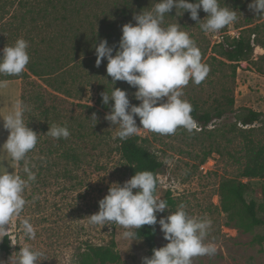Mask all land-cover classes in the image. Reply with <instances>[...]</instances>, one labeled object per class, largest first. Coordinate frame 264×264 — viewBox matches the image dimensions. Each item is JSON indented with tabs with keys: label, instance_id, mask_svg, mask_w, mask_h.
<instances>
[{
	"label": "rangeland",
	"instance_id": "obj_1",
	"mask_svg": "<svg viewBox=\"0 0 264 264\" xmlns=\"http://www.w3.org/2000/svg\"><path fill=\"white\" fill-rule=\"evenodd\" d=\"M23 1L34 4L46 2V0ZM51 1L57 3V0ZM81 1L84 2L79 0L77 4L81 13H74L75 18H85L90 21L89 24L92 23L96 27L101 22L105 25L115 22L116 27H120L119 25H123L120 22L125 21V16L132 19L134 14L151 9L156 2V0H88L85 1L86 4H81ZM250 2L251 0H220L221 6L226 5L237 10V20L218 32H204L200 27L204 20L196 23L190 19L188 12L180 16L183 11L181 9L173 8V13L165 15L163 26L179 23L181 30L186 31L200 49L202 62L210 68L200 84L189 81L182 89L184 93L182 99H186L191 105H197L199 112L208 111L213 116L201 130L194 120L195 127L191 131L179 127L175 134L161 135L141 128L137 133L146 139L143 145L161 162L157 175V194L165 201L166 198L171 200V203H167L168 209L156 214L157 220L167 217L170 211L174 212L183 204L190 216L207 218L212 222L205 243L215 244L217 250L213 255L193 257L192 264H264V242L262 244L252 242L254 235H264V226L256 227L247 233L236 229L229 222L227 213L222 210L219 196V184L225 179L237 177L240 171L244 144L252 140L264 145V15L258 16L250 11L248 8ZM127 5L134 9V12L128 15L120 11ZM16 6L15 3L11 11ZM52 11H54L52 17L58 14V8ZM13 13H16V10ZM206 15L203 10H199L200 19H204ZM248 22L251 23L247 24ZM255 25L258 27L255 28ZM44 32L43 28L21 29L19 38L28 34L36 36ZM234 35H241L251 42L252 53L249 59L229 62L218 56H215L216 59L212 58L213 47L223 43L225 38L235 37ZM3 81L6 83L0 85V109L12 95V88L20 89V80ZM110 81L111 77L106 73L103 84L108 86L111 93ZM82 87L79 94H73V97L77 98L70 100L80 101L97 110L93 113L97 117V123L95 124L92 119L90 121L92 130L98 131L103 139L100 161L104 168L101 170L95 166L91 168L87 174L89 183L86 186L87 190L79 192L75 188L72 190L65 188L59 192L63 185L69 188L70 182L55 181L49 191L44 188L45 190L38 196L41 205L38 211L33 213L30 208L26 214L13 216L8 225L4 226L5 234L10 235V256L4 253L2 255L0 251V259H4L6 264H9L10 257L15 259L20 248L26 244L44 252L45 260H41L39 264H77V253L87 243L103 244L111 236L115 239L121 257L119 262L113 264H142L141 258L147 257L145 249L137 246L136 241L130 244V241L122 239L121 233L125 229L120 225L109 224L101 227L89 223L87 216L98 212V201L107 194L109 186L114 182L122 184L130 178L121 170L119 155L114 150V139L119 127L111 126L104 119L107 112L101 110L98 105L96 83L84 81ZM114 87L126 90L131 104H139L133 96L135 89L126 82L117 81ZM227 98H233L232 106L227 105ZM244 107L260 111L261 121L251 126H242L235 117ZM73 108L74 106L71 107L72 110ZM217 108L223 109L221 117L215 116ZM3 117H0V120ZM136 120L137 126H140L139 118ZM206 154L205 160L201 161ZM10 168L11 170L9 168L7 170L15 173L14 162ZM0 171H3L1 166ZM241 179L249 183L245 198L264 202V179ZM29 202L30 200H27V204L30 205ZM24 219H28L35 228L34 240L28 239L23 233ZM155 228L156 248H159L168 241L163 238L158 223Z\"/></svg>",
	"mask_w": 264,
	"mask_h": 264
},
{
	"label": "clouds",
	"instance_id": "obj_2",
	"mask_svg": "<svg viewBox=\"0 0 264 264\" xmlns=\"http://www.w3.org/2000/svg\"><path fill=\"white\" fill-rule=\"evenodd\" d=\"M173 8L183 10L180 16L188 12L196 23L204 20L200 24L204 32H218L237 20V10L221 6L220 0H156L151 9L133 15L135 23L121 26V36L115 47L106 39L94 44L95 66L99 67L106 60V73L111 77V93H101L103 105L112 101L104 119L111 126L119 127L116 135L121 141L137 134L141 128L172 135L179 127L189 131L195 127L192 105L182 99V89L190 80L200 84L210 68L202 62L200 49L189 34L181 30L179 23L163 26L165 15ZM248 8L258 16L264 15V0H251ZM199 10L207 14L206 19L199 18ZM28 47V41L18 38L13 45L0 49V75L23 73L30 61ZM117 81L126 82L135 89L133 96L139 101L138 105L130 103L126 90L114 87ZM4 83L6 81H0V85ZM26 111L24 102L17 101L14 110L0 120L9 133L2 146L17 164L26 161L40 135L25 122ZM137 117L140 126H137ZM91 119L97 123L95 114ZM47 135L66 139L70 131L66 125L53 124ZM23 172L26 179L13 171L10 173L5 167L0 171V229L5 230L4 226L13 216L18 217L27 203L24 192L28 183L36 179V174L27 163ZM98 208V212L87 216L89 223L101 227L120 225L125 229L122 239L130 244L137 241L135 237L142 226L159 224L168 243L154 248L150 257H142V264H192L193 257L213 255L217 250L215 244L205 243L211 220L190 216L183 204L157 220L156 214L163 213L168 206L157 194V180L151 171L135 172L122 184L112 183L107 194L98 201ZM22 228L28 239L36 238L35 228L28 219L22 221ZM44 255L43 251L26 244L15 259L10 257L9 264H39L45 260ZM0 264L6 262L0 259Z\"/></svg>",
	"mask_w": 264,
	"mask_h": 264
},
{
	"label": "trees",
	"instance_id": "obj_3",
	"mask_svg": "<svg viewBox=\"0 0 264 264\" xmlns=\"http://www.w3.org/2000/svg\"><path fill=\"white\" fill-rule=\"evenodd\" d=\"M78 1L57 0V3H52L51 0H46L45 3L34 4L23 0H0V49L13 45L21 36V29L45 30L36 36L28 34L21 37L29 43L30 61L25 71L19 76L0 75V81L20 80L19 101H23L28 108L24 114L25 122L40 134L36 147L27 154L26 161L16 163V173L23 178H27L23 172L25 163L36 174V179L28 183L24 192V198L26 201L30 200V205L26 203L21 214H26L30 208L33 213L38 211L41 206L38 196L45 189L49 191L55 181L70 182L69 188L63 185L59 192L65 188L85 191L89 184L87 174L91 168H104L100 161L103 139L98 131L92 130L90 121L91 115L97 110L80 101L74 102L77 97L74 98L73 94L77 95L82 91L84 81L94 82L98 88L100 109L104 112L110 110L112 101L103 105L101 97L104 91L110 94L108 86L103 84L106 60L102 61L99 67L95 66L94 44L100 39H106L110 46L115 47L121 36V25L116 27L115 22L106 25L101 22L96 27L92 23L89 24L90 21L85 18L76 19L74 13H81L77 8ZM83 1L80 3L86 4L88 0ZM15 3L17 6L11 11ZM56 7L58 14L52 17V10H57ZM15 10L17 14L13 13ZM120 11L128 15L133 13L134 9L127 5ZM126 22L135 23L131 17L125 16V21L120 24ZM257 27L258 25H255V28ZM223 41L213 47L212 58L216 59L215 56H218L229 62L249 59L252 45L248 39L238 35ZM71 98L74 100H70ZM226 103L232 106L233 98H227ZM222 113L223 109L217 108L215 116L221 117ZM191 116L201 130L207 126L213 115L208 111L199 112L197 105L193 104ZM261 116L260 111L244 107L239 110L235 120L242 126H251L259 123ZM53 124L66 125L70 131L69 137L55 139L47 135L48 128ZM145 140L135 134L121 141L116 135L114 150L119 155V165L126 176L131 178L135 172L151 171L155 174L158 189L157 175L161 162L143 145ZM207 154L201 161L205 160ZM241 159L237 177L225 179L219 184V196L221 208L227 213L232 226L247 233L256 227L264 226V202L245 198L249 183L241 178L264 179V145L252 140L247 141L243 146ZM166 202L171 203V200L166 198ZM138 231L135 237L137 246L144 248L146 256L150 257L152 250L156 248L155 225H144ZM252 242L262 244L264 235H254ZM116 246L113 236L103 244L89 242L77 253V264L117 263L121 257ZM10 249V235L4 234L0 251L10 256Z\"/></svg>",
	"mask_w": 264,
	"mask_h": 264
},
{
	"label": "crops",
	"instance_id": "obj_4",
	"mask_svg": "<svg viewBox=\"0 0 264 264\" xmlns=\"http://www.w3.org/2000/svg\"><path fill=\"white\" fill-rule=\"evenodd\" d=\"M19 95H20V89L18 90V88L16 89L12 88V95H10L9 100H7V102H5V105L0 109V117H3L4 115H7L8 113L14 110L16 102L19 101ZM8 134H9L8 131L3 128V125H1L0 126V166L2 167V170L4 167L7 169L9 168V170H11L10 165L12 166V162H14V171L16 173V162L10 158V156L6 153V151L2 146L3 143L6 142ZM4 234L5 231L3 229H0V242Z\"/></svg>",
	"mask_w": 264,
	"mask_h": 264
},
{
	"label": "built area",
	"instance_id": "obj_5",
	"mask_svg": "<svg viewBox=\"0 0 264 264\" xmlns=\"http://www.w3.org/2000/svg\"><path fill=\"white\" fill-rule=\"evenodd\" d=\"M235 37H238V35H234ZM231 37H233V36H231ZM234 38V37H233Z\"/></svg>",
	"mask_w": 264,
	"mask_h": 264
}]
</instances>
